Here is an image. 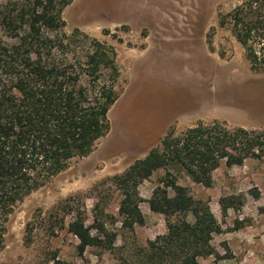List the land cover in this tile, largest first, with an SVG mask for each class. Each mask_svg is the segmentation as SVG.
Segmentation results:
<instances>
[{
  "label": "trees",
  "instance_id": "obj_1",
  "mask_svg": "<svg viewBox=\"0 0 264 264\" xmlns=\"http://www.w3.org/2000/svg\"><path fill=\"white\" fill-rule=\"evenodd\" d=\"M75 1L22 0L10 10L0 5V27L11 40L0 38V255L19 206L67 171L74 160L90 156L111 129L109 112L119 99L118 54L114 46L79 29L71 35L65 32L63 13ZM219 25L231 31L251 69L264 72V0H243L220 17ZM251 159H264V130L200 122L179 134L171 130L147 157L95 187L121 194L123 228L145 226L142 200L130 192L158 171L166 173L149 204L152 212L164 215L167 234L137 246L133 262L126 264H200L202 258L219 259L212 241L223 233L222 225L210 202L196 200L177 183L178 175L212 188L213 174L223 163L231 168ZM220 205L224 216L228 209L243 206L232 197L222 198ZM106 208L101 190L92 226L86 225V214L74 198L58 205L45 221L54 233L74 215L69 231L79 241L77 252L83 258L92 247L116 249L118 235L108 225L115 226L117 219ZM260 212L264 215V208ZM33 231L29 223L27 243Z\"/></svg>",
  "mask_w": 264,
  "mask_h": 264
},
{
  "label": "rangeland",
  "instance_id": "obj_2",
  "mask_svg": "<svg viewBox=\"0 0 264 264\" xmlns=\"http://www.w3.org/2000/svg\"><path fill=\"white\" fill-rule=\"evenodd\" d=\"M18 1L22 0H0V5L10 10ZM242 1L76 0L65 9L68 35L79 29L115 47L119 99L109 112L110 132L95 151L74 160L67 171L16 210L0 264L133 262L137 246H146L149 240L167 232L164 215L152 212L149 204L166 173L158 171L130 192L134 199L142 200L145 226L123 228L119 215L121 194L102 187L96 191L95 187L147 157L171 130L179 134L200 122H221L230 129L264 130V72L251 69L231 31L219 25L220 17ZM0 38L11 42L1 27ZM108 78L106 73L104 79ZM213 178L212 188L198 185L185 175H178L177 183L187 187L196 200L209 201L211 208H217L222 198L232 197L238 206L243 204L240 211L246 214V221L256 218L257 213L263 215L264 159L247 160L243 166L231 168L223 163ZM101 190L107 213L117 219L115 226L108 225L118 235L116 249L92 247L82 258L77 252L79 241L69 231L74 215L54 233L45 219L58 205L74 198L86 214V225L92 226ZM170 197L174 198L172 190ZM261 220L264 223V217ZM188 221L193 218L190 216ZM29 223L34 231L27 243ZM92 234L97 238L95 229ZM227 257L232 258V254L228 252ZM260 262L264 264V258Z\"/></svg>",
  "mask_w": 264,
  "mask_h": 264
},
{
  "label": "crops",
  "instance_id": "obj_3",
  "mask_svg": "<svg viewBox=\"0 0 264 264\" xmlns=\"http://www.w3.org/2000/svg\"><path fill=\"white\" fill-rule=\"evenodd\" d=\"M217 205V208L211 209L222 225L223 233L214 236L212 245L221 260L216 262L215 257H209L200 259L199 263L263 264L260 260L264 258V223L261 220L264 215L257 213L256 218L246 221V214H241L240 210L230 208L224 216L220 201ZM165 234L167 232L162 235ZM228 252L232 254V258L227 257Z\"/></svg>",
  "mask_w": 264,
  "mask_h": 264
}]
</instances>
